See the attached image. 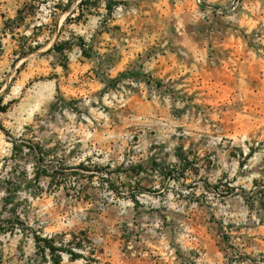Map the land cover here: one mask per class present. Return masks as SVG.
Returning <instances> with one entry per match:
<instances>
[{
    "label": "rangeland",
    "instance_id": "374dc122",
    "mask_svg": "<svg viewBox=\"0 0 264 264\" xmlns=\"http://www.w3.org/2000/svg\"><path fill=\"white\" fill-rule=\"evenodd\" d=\"M0 106V264H264V0H0Z\"/></svg>",
    "mask_w": 264,
    "mask_h": 264
},
{
    "label": "trees",
    "instance_id": "16d2710c",
    "mask_svg": "<svg viewBox=\"0 0 264 264\" xmlns=\"http://www.w3.org/2000/svg\"><path fill=\"white\" fill-rule=\"evenodd\" d=\"M82 2H83V1H82ZM82 2H81V3H82ZM18 12L21 13V11H18ZM2 108H3V107L0 106V111H3V110H4V109H2ZM45 242L47 243L46 247H48L52 253L55 252V248L52 247L50 244H48V241H47V240H45ZM55 264H60V261L55 260Z\"/></svg>",
    "mask_w": 264,
    "mask_h": 264
}]
</instances>
